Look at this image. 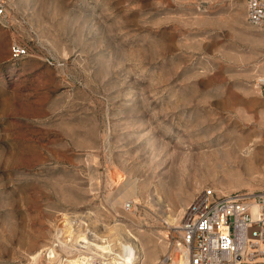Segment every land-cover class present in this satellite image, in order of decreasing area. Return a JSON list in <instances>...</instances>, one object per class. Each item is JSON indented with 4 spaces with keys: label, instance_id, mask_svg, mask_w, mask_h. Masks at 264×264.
<instances>
[{
    "label": "rangeland",
    "instance_id": "1",
    "mask_svg": "<svg viewBox=\"0 0 264 264\" xmlns=\"http://www.w3.org/2000/svg\"><path fill=\"white\" fill-rule=\"evenodd\" d=\"M4 1L0 264H65L118 225L162 264L201 191L264 193L244 0Z\"/></svg>",
    "mask_w": 264,
    "mask_h": 264
},
{
    "label": "built area",
    "instance_id": "2",
    "mask_svg": "<svg viewBox=\"0 0 264 264\" xmlns=\"http://www.w3.org/2000/svg\"><path fill=\"white\" fill-rule=\"evenodd\" d=\"M247 23L264 31V0H244ZM5 1L0 0V16ZM27 56L14 45L11 57ZM264 100V77L257 82ZM162 264H264V193L201 191L183 213Z\"/></svg>",
    "mask_w": 264,
    "mask_h": 264
},
{
    "label": "bare ground",
    "instance_id": "3",
    "mask_svg": "<svg viewBox=\"0 0 264 264\" xmlns=\"http://www.w3.org/2000/svg\"><path fill=\"white\" fill-rule=\"evenodd\" d=\"M171 221L172 223L175 222V220ZM88 237L89 240H92L95 242V244H92L93 242H87V245L83 247L87 249L92 247L90 249L94 253L89 255L77 253L78 249L80 251L82 250L79 248L81 243L77 241L71 245L72 247H75L77 251H75L73 248L70 249L71 252L68 253V259L66 260L68 263L65 264H143L142 259L145 256L144 247L140 244L139 240L130 235L123 226H114L113 228L106 229L101 233L98 232L96 237ZM86 241L83 240V242ZM62 251L64 252V250Z\"/></svg>",
    "mask_w": 264,
    "mask_h": 264
}]
</instances>
